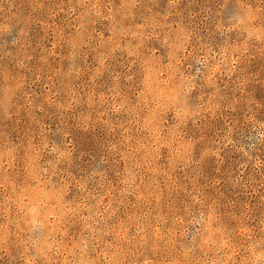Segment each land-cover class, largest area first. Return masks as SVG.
<instances>
[{
    "label": "rangeland",
    "instance_id": "374dc122",
    "mask_svg": "<svg viewBox=\"0 0 264 264\" xmlns=\"http://www.w3.org/2000/svg\"><path fill=\"white\" fill-rule=\"evenodd\" d=\"M0 264H264V0H0Z\"/></svg>",
    "mask_w": 264,
    "mask_h": 264
}]
</instances>
